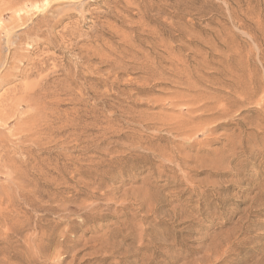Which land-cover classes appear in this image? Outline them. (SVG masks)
Returning a JSON list of instances; mask_svg holds the SVG:
<instances>
[{"label":"rangeland","instance_id":"rangeland-1","mask_svg":"<svg viewBox=\"0 0 264 264\" xmlns=\"http://www.w3.org/2000/svg\"><path fill=\"white\" fill-rule=\"evenodd\" d=\"M40 1L0 0V110L44 100L0 120V264H264V0Z\"/></svg>","mask_w":264,"mask_h":264},{"label":"bare ground","instance_id":"bare-ground-1","mask_svg":"<svg viewBox=\"0 0 264 264\" xmlns=\"http://www.w3.org/2000/svg\"><path fill=\"white\" fill-rule=\"evenodd\" d=\"M43 1H44V0H42V2H43ZM46 1H47V0H46ZM62 1H63V0H62ZM62 1L60 0V1H57V2H58V3H62ZM30 2H31V1H30ZM36 2H39V1H36ZM40 2H41V1H40ZM42 2H41V3H42ZM48 2H49V1H47V3H48ZM54 2H55V1H54ZM54 2H53V5H54ZM65 2H66V1H65ZM43 3H44V2H43ZM58 3H57V4H58ZM67 3H68V2H67ZM35 4H36V3H35ZM38 5H40V4H38ZM38 5H37V6H38ZM42 5H43V4H42ZM53 5H52V6H53ZM65 5H66V4H65ZM44 6H46V5H44ZM47 6H48V5H47ZM67 6H68V5H67ZM34 7H35V6H34ZM39 7H40V6H38V8H39ZM60 7H61V6H60ZM32 8H33V7H32ZM42 8H43V7H42ZM46 8H47V7H46ZM47 9H48V8H47ZM63 9H65V8H63ZM63 9H62V10H63ZM36 10H37V9H36ZM42 10H43V9H42ZM69 10H70V9H69ZM18 11H19V10H18ZM34 11H35V10H34ZM40 11H41V7H40ZM35 12H36V11H35ZM45 12H46V10H45ZM47 12H48V11H47ZM53 12H54V10H53ZM27 13H28V12H27ZM34 14H36V13H34ZM26 15H27V14H26ZM41 15H43V14H41ZM56 15H59V14H56ZM65 15H66V14H65ZM13 16H14V15H13ZM39 16H40V15H39ZM54 16H55V14H54ZM61 16H63V14H62ZM61 16H60V17H61ZM60 17H59V18H60ZM63 17L65 18V16H63ZM17 18H18V17H17ZM31 18H32V17H31ZM40 18H41V19H40L39 21H37V24H34V29L37 28V26H39L40 23H41L42 21H44L46 17L41 16ZM59 18H58V19H59ZM23 19H24V18H23ZM23 19H21V21H22ZM27 19H28V18H27ZM54 19H55V18H54ZM68 19H69V18H68ZM11 20H12V19H11ZM19 20H20V19H19ZM59 20H60V19H59ZM31 21H32V20H31ZM22 23H23V22H22ZM42 23H43V22H42ZM57 23H58V22H57ZM59 23H60V22H59ZM165 23H166V22H165ZM14 24H15V23H14ZM21 25H22V24H21ZM20 27H21V26H20ZM69 27H70V26H69ZM1 28L4 29L5 27H4V28L1 27ZM18 28H19V27H18ZM66 28H67V27H66ZM43 30H44V29H43ZM6 32H7V31H6ZM64 32H65V31H64ZM0 33H1V32H0ZM28 33L30 34V33H32V32H28ZM8 35H9V34H8ZM74 35H75V34H74ZM74 35H73V36H74ZM6 38H7V37H6ZM0 39H1V38H0ZM30 39H31V36H30ZM30 39L28 38V40H30ZM31 41H32V40H31ZM38 42H39V41H38ZM10 43H11V42H10ZM47 43H48V42H47ZM18 44H19V43H18ZM35 44H36V43H35ZM38 44H39V43H38ZM11 45H12V44H11ZM154 45H155V44H154ZM14 46H15V45H14ZM66 46H68V45H66ZM12 47H13V46H12ZM48 47H49V46H48ZM38 48H39V47H38ZM11 49H12V48H11ZM71 49H72V48H71ZM44 50H45V49H44ZM67 51H68V50H67ZM84 55H85V54H84ZM16 56H17V55H16ZM167 59H168V58H167ZM164 60H166V59H164ZM0 61H1V60H0ZM2 65H3V64H2ZM33 65H34V64H33ZM36 65H37V64H36ZM36 65H34V68H35V69H33V71H31L30 73H26L27 75H25V76H27V77L32 76V73L34 72V70L37 71V68L35 67ZM53 65H54V64H53ZM0 66H1V65H0ZM54 68H55V67H54ZM38 69H39V67H38ZM246 69H247V68H246ZM28 72H29V71H28ZM38 72H39V71H38ZM42 72H43V71H42ZM54 72H55V71H54ZM37 74H38V73H37ZM37 74H35V75H37ZM43 78H45V77L42 76L41 80H42ZM227 78H228V77H227ZM23 80H24V79H23ZM44 81H45V80H44ZM46 81H47V80H46ZM104 81H105V80H104ZM42 83H43V82H42ZM53 83H54V82H53ZM43 85H44V83H43ZM45 85H46V83H45ZM60 85H61V84H60ZM24 86H25V85H24ZM36 86H37V83H36ZM36 86H34V85H28V86L25 87V89H24L22 92H19V93H20V98L14 97L13 104H12L11 107H9V111H8V108H7V107L4 108L3 110H0V120H1V121H6V120H8L9 117H10V115H11L10 113H11V112H12V113H15V111H17L18 107H20V106L27 105V106H29L30 108H33V107H34L33 104H34V100L36 99V95H37V94H40V96L42 95V94H41L42 91H40V93H37V91H36V90H37V87H36ZM43 87H45V86H43ZM43 87H42V88H43ZM56 87H57V86H56ZM56 87H55V88H56ZM59 87H63V85H62V86H59ZM40 88H41V86H40ZM40 88H39V90L42 89V88H41V89H40ZM75 88H76V87H75ZM60 89H61V88H60ZM62 89H63V88H62ZM70 89H71V88H70ZM78 89H80V88H78ZM85 89H86V88H85ZM43 90H44V89H43ZM55 90H57V89H55ZM46 91H47V90H46ZM60 91H61V90H60ZM62 91H63V90H62ZM82 91H83V90H82ZM57 92H58V90H57ZM66 92H67V91H66ZM75 92H76V91H75ZM60 93H61V92H60ZM63 93H65V92H63ZM56 94H57V93H56ZM57 95H58V94H57ZM72 95H73V94H72ZM59 96H60V95H59ZM69 96H70V95H69ZM78 96H79V95H78ZM80 96H81V95H80ZM37 98H39V95L37 96ZM7 99H8V98H7ZM41 99L43 100V95H42V97H40L39 102H42ZM241 99H242V98H241ZM243 99H244V98H243ZM261 99H262V98H261ZM261 99H260V100H261ZM37 100H38V99H37ZM81 100H82V99H81ZM43 101H44V100H43ZM84 101H85V100H84ZM263 101H264V100H263ZM36 102H37V101H36ZM36 104H37V103H36ZM37 105H38V104H37ZM37 105H36V106H37ZM40 105H41V103H40ZM263 105H264V104H263ZM38 106H39V105H38ZM39 107H40V106H39ZM34 108H37V107H34ZM34 108H33L32 110H36V109H34ZM40 108H41V107H40ZM37 109H38V108H37ZM78 109H79V108H78ZM215 109H216V108H215ZM220 109H221V108H220ZM32 110H31V111H32ZM38 110H39V109H38ZM40 110H41V109H40ZM213 110H214V109H213ZM226 110H227V109H226ZM41 111H42V110H41ZM216 111H217V109H216ZM26 112H27V111H26ZM39 112H40V111H39ZM27 114H28V113H27ZM29 114H30V113H29ZM50 114H51V113H50ZM78 114H79V113H78ZM20 115H21V114H20ZM52 116H53V115H52ZM13 117H14V116H13ZM35 117H36V115H35ZM32 118H33V117H29V118L27 119V122H28V120H29V121L32 120ZM79 118H80V117H79ZM74 119H75V118H74ZM34 120H36V119H33V122H34ZM82 120H83V119H82ZM198 120H199V119H198ZM12 121H13V120H12ZM40 121H41V120H40ZM225 121H226V120H225ZM27 122H26V121L24 122L25 125H26ZM33 122L30 121V123H29V122H28V123H29V124H32ZM221 122H222V121H221ZM34 123L36 124V122H34ZM34 123H33V126L35 127V124H34ZM40 123H41V122H40ZM82 123H83V122H82ZM25 125H24V126H25ZM36 125H37V124H36ZM68 125H70V124H68ZM68 125H66V126L68 127ZM24 126H23V127H22V126H19V129L16 130V131L19 133V135H20V132H21V134H22V133L24 134V133H26V132L29 133V131H28V127L25 126L26 128H24ZM31 126H32V125H31ZM33 126H32V128H34ZM37 126H38V125H37ZM78 126H79V125H78ZM197 126H198V125H197ZM0 127H1V126H0ZM20 127H21V128H20ZM41 127H42V126H41ZM43 127H44V125H43ZM48 127H49V126H48ZM48 127H47V128H48ZM17 128H18V125H17ZM32 128H31V129H32ZM51 128H52V127H51ZM59 128H60V127H59ZM59 128H58V129H59ZM31 129H29V130H31ZM53 129H54V126H53ZM3 130H4V129H3ZM36 130H37V129H36ZM67 130H68V129H67ZM78 130H79V129H78ZM32 131H34V129H32ZM46 131H47V130H46ZM50 131H51V129H50ZM53 131H54V130H53ZM53 131H51V135H54V134H53ZM59 131H60V129H59ZM180 131H181V130H180ZM17 132H16V133H17ZM38 132H39V131H38ZM182 132H183V131H182ZM12 133H13V132H12ZM18 133H17V134H18ZM180 133H181V132H180ZM6 134H7V133H6ZM23 134H22V135H23ZM12 135H13V134H12ZM19 135H18V136H19ZM58 135H59V134H58ZM193 135H194V134H193ZM20 136H21V135H20ZM20 136H19V137H20ZM23 136H24V135H23ZM19 137H18V138H19ZM50 137H51V136H50ZM52 137H53V136H52ZM54 137H55V136H54ZM54 137H53V138H54ZM10 138H11V137H10ZM21 138H22V136H21ZM34 138H35V136L33 135V133H30V134H28V135L25 136L26 141H34ZM83 138H84V137H83ZM12 139H13V138H12ZM18 140H19V139H18ZM22 140H24V138H23ZM89 141H90V140H89ZM23 142H25V141H23ZM21 143H22V142H21ZM22 145H23V144H21V146H22ZM4 146H5V145H4V141H3L2 138H0V150H3L2 147H4ZM17 147H18V146H17ZM89 148H90V147H89ZM89 148H88V149H89ZM151 150H152V149H151ZM23 151H24V150H23ZM37 151H38V150H37ZM72 151H73V150H72ZM83 151H84V150H83ZM24 152H25L26 154H27V153H28V154H29V153L32 154L31 150H27V151L25 150ZM22 156H23V155H22ZM29 156H31V155H29ZM33 156H34V153H33ZM33 156H32V157H33ZM25 158H26V157H25ZM69 158H70V157H69ZM72 158H73V157H71V159H72ZM30 159H31V157H30ZM34 159H36V158H33V160H34ZM87 159H88V158H87ZM25 160H26V159H25ZM28 160H29V159H28ZM28 160H27V161H28ZM36 161H37V160H36ZM0 162L4 163L3 165H0V172H2L3 174H4V173L9 174L8 177H9V176L12 177V179L9 178V179H10L9 182L12 183V184L15 185V186H19L20 183H19V185H18L17 182L19 181V179H21L22 176L20 175V178H19V176H18V179H17L16 177L14 178V176H11V175H13V174H14L15 176H16V174H18V173L15 172V169L13 168L14 166H12V162H13V161H12L9 157H7V156H5V155H0ZM42 162H43V161H42ZM0 164H1V163H0ZM59 165H60V164H59ZM89 165H90V164H89ZM62 167H63V166H62ZM64 168H65V166H64ZM16 169H17V168H16ZM35 169H37V168H35ZM38 169H39V168H38ZM66 169H67V168H66ZM66 169H65V170H66ZM42 170H43V169H42ZM42 170H41V171H42ZM17 171H18V170H17ZM45 171H46V170H45ZM67 172H68V170H67ZM21 173H22V172H21ZM42 173H43V171H42ZM44 173H45V172H44ZM44 173H43V174H44ZM47 174H48V173H47ZM59 174H60V173H59ZM60 175H61V174H60ZM23 176H25V175H23ZM27 177H28V176H27ZM9 179H8V180H9ZM15 179H16L17 181H16ZM22 179H23V178H22ZM25 179H26V178H24L23 180H21L22 184H21L20 186H22V189H23V184L25 183V182L23 183V181H24ZM30 180H31V179H30ZM52 180H53V179H52ZM25 181H27V180H25ZM47 181H48V180H47ZM19 182H20V181H19ZM10 183H9V184H10ZM42 183H43V182H42ZM45 183H46V182H45ZM63 183H64V182H63ZM7 184H8V183H7ZM51 184H52V183H51ZM9 187H12V186L10 185ZM9 187H8V189H9ZM15 188H16V187H15ZM19 188H20L19 190H21V187H19ZM24 188H25V186H24ZM37 188H38V187H37ZM67 188H68V187H67ZM74 188H75V187H74ZM2 189H3V188H2ZM6 189H7V188H6ZM6 189H4V190L6 191V193L4 192V194L7 195V192L10 191V190L13 191L12 189H14V188H10V190H8V191H7ZM17 189H18V188H17ZM4 190H3V191H4ZM36 190H37V189H36ZM11 191H10V193H9L8 195L11 194ZM15 191H17V190H15ZM21 191H22V190H21ZM41 191H42V190H41ZM1 192H2V190H1ZM17 192H18V191H17ZM22 192H23V191H22ZM23 193H24V192H23ZM37 193H38V192H37ZM20 194H21V193H20ZM25 194H26V193H25ZM6 195H5V196H6ZM8 195H7V196H8ZM12 195H13V193H12ZM21 195H22V194H21ZM21 195H20V196H21ZM39 195H40V194H39ZM39 195H38V196H39ZM23 196H25V195H23ZM35 196H36V195H35ZM38 196H36V197H38ZM10 197L13 198L12 196H10ZM15 197H16V196H15ZM18 197H19V196H18ZM7 198H9V197H7ZM11 198H10V199H11ZM21 198H22V200L24 199V197H21ZM25 198H26V197H25ZM39 198H40V197H39ZM39 198H38V199H39ZM19 199H20V198H19ZM28 199H29V198H28ZM28 199H27V200H28ZM4 200H5V197H4V199H3V194H0V202H1V203H2V202L4 203ZM11 200L13 201V199H11ZM11 200H9V201H11ZM24 200H25V199H24ZM34 200H35V199H34ZM34 200H33V201H34ZM9 201H8V202L6 201L4 204L8 203V205H10L11 202L9 203ZM14 201H16V200H14ZM52 201H53V200H52ZM61 201H62V200H61ZM20 202H21V200H20ZM34 202H35V201H34ZM34 202H33V204H35ZM58 202H60V201H58ZM68 202H69V201H68ZM3 203H2V205H3ZM15 203H16V202H15ZM27 203H28V205H29V202H27ZM30 203H31V202H30ZM37 203H38V202H37ZM64 203H66V202H64ZM23 204H24V202H23ZM15 205H16V204H15ZM35 205H36V204H35ZM0 206H1V205H0ZM6 206H7V205H6ZM11 206L14 207V205H12V204H11ZM11 206H7V207L12 208ZM30 206H31V205H30ZM56 206H57V205H56ZM7 207H6V208H7ZM34 207H35V206H34ZM1 208H2V206H1ZM1 208H0V210H2ZM6 208H4V210H2V211L5 212V210H7ZM10 208H9V210H11ZM40 208H41V207H40ZM12 209H14V208H12ZM15 209H16V208H15ZM36 209H37V207H36ZM13 211H14V210H13ZM13 211H11V212H13ZM0 212H1V211H0ZM3 212H1V213H3ZM6 212H10V211H6ZM6 212H5V213H6ZM15 212L17 213L18 210H16ZM41 212H42V211H41ZM5 213H4V214H5ZM16 213H15V214H16ZM12 214H13V213H12ZM7 215H8V214H6V217H5V216H4V217L8 220ZM9 215H10V214H9ZM9 215H8V217L10 218L11 215H10V216H9ZM13 215H14V214H13ZM15 216L19 217V216H18V213H17V215H15ZM15 216H14V217H15ZM4 217H3V218H4ZM12 217H13V216H12ZM28 219H29V218H28ZM9 220H10V219H9ZM13 220L15 221L16 219H13ZM5 221H6V220H5ZM19 221H20V220H19ZM2 222H4V221H2ZM2 222H1V224H2ZM11 222H12V221H11ZM15 222H16V221H15ZM29 223H30V222H29ZM8 224H9V227H8L9 229H10L11 226L14 225V223H12L11 226H10L11 223H8ZM8 224H7V225H8ZM3 225H4V224H3ZM7 225H5V227H6ZM15 225H17V224H15ZM15 225H14V226H15ZM0 226H2V225H0ZM14 226H13V227H14ZM8 228H7V229H8ZM14 228H15V227H14ZM38 228H40V227H38ZM9 229H8V231H9ZM5 230H6V229H5ZM11 230H13V229L11 228ZM4 232H5V231H4ZM9 232H10V231H9ZM9 232L6 231V233H8V234H9ZM64 232H65V231H64ZM10 233H13V231H11ZM1 236H3V234H2ZM1 236H0V237H1ZM8 236H10V234H9ZM2 238H3V237H2ZM4 238L6 239L5 236H4ZM38 238H39V237H38ZM9 239H10V238H9ZM33 239H34V238H33ZM3 240H4V239H3ZM7 240H8V239H7ZM39 240H40V239H39ZM39 240H38V241H39ZM4 241H6V240H4ZM7 242H8V241H7ZM41 242H43V241H41ZM36 246H37V245H36ZM40 246H41V245H40ZM33 247H34V246H33ZM33 247H32V248H33ZM6 248H7V247H6ZM38 249H39V248H38ZM36 258H37V257H36ZM37 259H38V258H37Z\"/></svg>","mask_w":264,"mask_h":264}]
</instances>
